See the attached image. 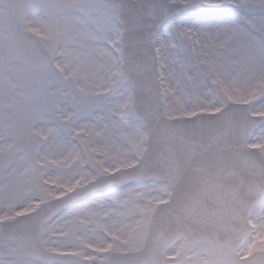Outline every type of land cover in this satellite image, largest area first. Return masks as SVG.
I'll return each mask as SVG.
<instances>
[{"label": "snow or ice", "instance_id": "snow-or-ice-1", "mask_svg": "<svg viewBox=\"0 0 264 264\" xmlns=\"http://www.w3.org/2000/svg\"><path fill=\"white\" fill-rule=\"evenodd\" d=\"M0 264H264V0H0Z\"/></svg>", "mask_w": 264, "mask_h": 264}]
</instances>
